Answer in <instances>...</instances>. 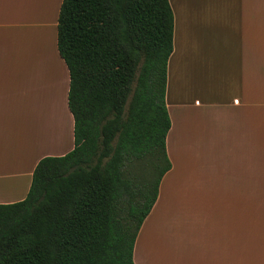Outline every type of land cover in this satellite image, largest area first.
<instances>
[{"label": "crops", "instance_id": "crops-1", "mask_svg": "<svg viewBox=\"0 0 264 264\" xmlns=\"http://www.w3.org/2000/svg\"><path fill=\"white\" fill-rule=\"evenodd\" d=\"M37 1L0 0V204L26 199L39 161L74 149L70 76L57 45L63 0ZM169 1L171 168L137 236L134 264H264V0H178L177 12ZM24 59L31 81L14 63ZM26 92L35 100L32 134L7 111ZM173 196L191 234L179 237L176 215L168 219ZM160 223L168 233H152Z\"/></svg>", "mask_w": 264, "mask_h": 264}, {"label": "trees", "instance_id": "trees-1", "mask_svg": "<svg viewBox=\"0 0 264 264\" xmlns=\"http://www.w3.org/2000/svg\"><path fill=\"white\" fill-rule=\"evenodd\" d=\"M173 38L169 0H63L74 149L39 161L26 199L0 204V264H134L171 168Z\"/></svg>", "mask_w": 264, "mask_h": 264}, {"label": "rangeland", "instance_id": "rangeland-1", "mask_svg": "<svg viewBox=\"0 0 264 264\" xmlns=\"http://www.w3.org/2000/svg\"><path fill=\"white\" fill-rule=\"evenodd\" d=\"M53 0H41V3L44 5V7H49L50 5L53 4L52 2ZM180 1L178 0H174V6H175V10L176 12L179 10L177 7H178V4H179ZM32 3H34V5H37L38 4V1L37 0H28V5H31ZM28 43V42H26ZM182 41L181 40H177L176 41V44H177V48H178V56L175 57L174 59L178 58V62L181 60V53L183 51V47H182ZM28 45V44H27ZM181 50V51H180ZM48 51V50H46ZM43 54L45 55L46 59H47V62H49L48 60V57H47V53L46 52H43ZM53 62V60L51 61ZM15 64H19V65H22L23 68L25 69V72H23V74L21 73V76L23 78V80H27V77L26 75L28 74V80L31 81V66L32 63L31 62H27L25 61H14ZM52 64V63H50ZM28 65V67H26ZM29 69V73H27V70ZM30 77V78H29ZM29 85H30V82H29ZM23 89V87H22ZM18 98V97H17ZM14 99V102L12 103H9V106L7 107V111L10 113V120L11 122H13L14 124H20L22 128H25L24 130H27L29 131L31 134L33 133L32 129H30V126H28V115H30L29 113L31 112L30 110V107L31 106H34L35 105V100H34V97L31 93H21L19 98L18 99ZM16 103H20L18 105V111H17V108H16ZM32 114V112H31ZM157 178V175L155 177V179ZM175 203H179V199H177L176 196H173L170 200H169V206L167 207V216H168V219L171 218L174 214L176 215V219H177V224H179V228L177 230V234L178 236L180 237L181 235V230H183L185 233H190V229H189V216H182V214H180L178 211H177V207L175 205ZM185 208V207H184ZM165 213V210L164 212ZM163 213L161 214V217H164L163 216ZM175 218V217H174ZM175 221V219H174ZM185 222V226L183 229L180 228L181 224ZM153 231L152 233L155 232L156 235H163V234H166L168 233L164 227V224L163 223H160V224H157L155 225V227H153Z\"/></svg>", "mask_w": 264, "mask_h": 264}]
</instances>
